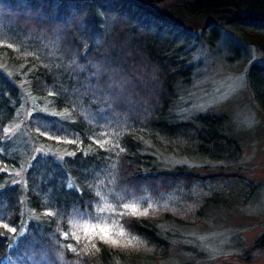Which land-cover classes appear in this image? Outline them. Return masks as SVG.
I'll list each match as a JSON object with an SVG mask.
<instances>
[{
	"label": "trees",
	"instance_id": "trees-1",
	"mask_svg": "<svg viewBox=\"0 0 264 264\" xmlns=\"http://www.w3.org/2000/svg\"><path fill=\"white\" fill-rule=\"evenodd\" d=\"M222 38L231 62L247 57L243 43L264 52V0H0V264H140L106 237L77 238L73 219L105 209L103 199L114 194L101 187L111 178L138 198L144 189L159 196L202 185L205 177L187 165L158 167L148 141L165 139L189 156L239 158L226 115L175 120L172 112L199 43L215 50ZM143 68L154 81L138 77ZM247 82L264 111V61L249 65ZM24 88L45 106L27 121L32 137L66 153L37 154L23 187L8 179L20 161L7 153L5 133ZM117 122L126 128L105 133ZM202 200L195 221L124 212L120 223L165 260L175 242L184 248L185 230L197 228L206 207L229 203L217 192ZM251 249H264V231Z\"/></svg>",
	"mask_w": 264,
	"mask_h": 264
},
{
	"label": "rangeland",
	"instance_id": "rangeland-1",
	"mask_svg": "<svg viewBox=\"0 0 264 264\" xmlns=\"http://www.w3.org/2000/svg\"><path fill=\"white\" fill-rule=\"evenodd\" d=\"M242 47L247 57L231 62L229 44L224 38L215 50L200 42L193 59V76L188 84L179 87L172 108L175 120L206 112L226 115L230 133L238 138L241 146L239 158L226 162L189 156L182 150L172 149L174 144L169 145L165 139H159L157 144L148 141L146 151L154 157L158 167L173 169L187 165L189 171L205 177L202 185L190 191L159 196L145 193L144 189L138 198L126 194L127 187L118 189L111 178L109 186L101 187L114 194L112 198L103 199L105 209L91 220L73 219L77 238L106 237L131 251L140 264H146L143 262L146 259L149 264H264V249H251L254 240L264 231V111L253 99L247 82L249 65L263 62L264 52L252 44L243 43ZM138 71L142 80L154 81L146 69ZM149 84L150 89L155 87V82ZM42 103L24 88L17 115L6 128L5 149L10 156L17 155L20 161L18 167L9 169L8 179L23 187L30 161L37 154L66 153L64 148H49L36 142L28 129L27 121L32 112L45 109ZM111 126L105 133L113 135L126 128L123 122ZM213 192L220 193L229 203L206 207L201 219L196 221L197 228L185 230L181 238L185 249L172 241L175 245L165 260L154 259V249L139 236L129 234L120 223L124 212L157 219L170 213L195 221L196 212L205 206L202 199ZM246 250L250 253L249 260L244 258Z\"/></svg>",
	"mask_w": 264,
	"mask_h": 264
},
{
	"label": "water",
	"instance_id": "water-1",
	"mask_svg": "<svg viewBox=\"0 0 264 264\" xmlns=\"http://www.w3.org/2000/svg\"><path fill=\"white\" fill-rule=\"evenodd\" d=\"M72 1H91V0H72ZM147 1L158 2V1H161V0H147Z\"/></svg>",
	"mask_w": 264,
	"mask_h": 264
},
{
	"label": "bare ground",
	"instance_id": "bare-ground-1",
	"mask_svg": "<svg viewBox=\"0 0 264 264\" xmlns=\"http://www.w3.org/2000/svg\"><path fill=\"white\" fill-rule=\"evenodd\" d=\"M161 1H163V0H161ZM159 2V1H158Z\"/></svg>",
	"mask_w": 264,
	"mask_h": 264
}]
</instances>
